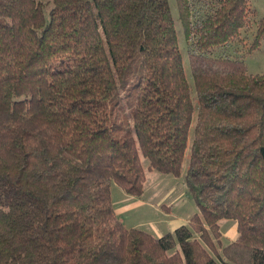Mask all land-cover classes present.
I'll return each instance as SVG.
<instances>
[{
	"label": "trees",
	"instance_id": "obj_1",
	"mask_svg": "<svg viewBox=\"0 0 264 264\" xmlns=\"http://www.w3.org/2000/svg\"><path fill=\"white\" fill-rule=\"evenodd\" d=\"M174 1L196 112L169 0H0V264H264V74L211 52L249 0ZM142 158L199 210L160 237L114 211Z\"/></svg>",
	"mask_w": 264,
	"mask_h": 264
},
{
	"label": "rangeland",
	"instance_id": "obj_2",
	"mask_svg": "<svg viewBox=\"0 0 264 264\" xmlns=\"http://www.w3.org/2000/svg\"><path fill=\"white\" fill-rule=\"evenodd\" d=\"M169 1H170L172 12L175 18L177 38H178L179 47L182 52L184 71H185L186 79L191 87L190 92H191L192 99L194 101L195 112H196L197 105L195 103V92L193 88V79H192L191 71L189 68L188 61H187L189 43L187 42L183 34L180 22L177 19L175 1L174 0H169ZM192 2L194 6V13H196V16H201L205 12L207 7L202 2V0H193ZM249 6L250 8H249V13L247 14V22L245 26L241 28L238 35H236L231 41L227 42L226 44L214 48L211 52L215 56H228V57L242 58L245 62L248 74H257V73L264 74V37L261 39L260 43L255 48H253L252 50L249 49L255 37V34H256V29H257L256 23L259 19H261L264 16V0H249ZM195 112H194V116H195ZM191 136H192V128H190V134L188 136L187 147H189L190 145ZM141 162L144 168L146 169L145 173L147 175V180H151L154 176H160L164 180V182H163V185H159V186L165 187V185L169 183L167 180L173 179V176L170 174L160 173L153 169L148 170L147 169L148 160L146 158H142ZM186 164H187V159H185L182 165L183 169L186 168ZM183 183L177 185V188H175L177 193L180 192V190L182 189L184 190L186 189L185 188L186 186ZM115 187H119V186H117L116 184H112L111 192L113 194V198H114L113 201L115 203L114 205L115 215L118 219H120V221H122L125 227L130 228L132 226V223H135L134 218L141 214V208L133 207L134 200H132L130 201V203L125 204V206L128 207V210L125 211L123 214L121 213V215L119 216L120 214L118 213L119 207L116 201L117 195L114 191ZM131 196H132V199H135V197H137L133 195ZM191 202L193 203V205H195L192 200ZM148 216L152 219H155L156 217H158V214H156L155 211L154 212L150 211ZM219 225H220V230L223 232V234H225L223 235V237H221L220 244L225 245L230 242L228 241V239L225 238L227 228L233 227L232 230L234 233L236 231L235 222L233 219H222L219 221ZM141 228L148 229V227H140V229ZM220 244L217 245L218 251L221 250L222 245Z\"/></svg>",
	"mask_w": 264,
	"mask_h": 264
},
{
	"label": "crops",
	"instance_id": "obj_3",
	"mask_svg": "<svg viewBox=\"0 0 264 264\" xmlns=\"http://www.w3.org/2000/svg\"><path fill=\"white\" fill-rule=\"evenodd\" d=\"M184 174L185 168H182L181 175H172L173 179H168L167 181L169 183H167L165 187H163L159 186L163 185L164 182V180L160 176H154L151 180H147V175L145 173L143 192L141 195L135 197V199H132V196L127 194L121 188L115 187L114 191L117 195L116 201L119 207V216L121 215V213L123 214L128 210V207L125 206V204H128L130 203V201L134 200L133 207H140L141 214L134 218L135 223H132L131 227H148V229H141L151 233L156 237H160L166 232H173L180 225L188 224L190 217L194 213H198L199 210L196 204L194 203L195 205H193V203L191 202L192 198L190 197L187 189H182L178 193L176 192L175 188H177V185L183 182V184L185 185ZM113 199L114 198L112 194V200ZM114 205L115 203L113 201V206ZM150 211H155L156 214H158V217H156L155 219L150 218L148 216ZM232 229L233 227L227 228L225 238L228 239V241H232L237 237V231L233 233ZM220 232L221 237H223V235L225 234H223L221 230Z\"/></svg>",
	"mask_w": 264,
	"mask_h": 264
}]
</instances>
